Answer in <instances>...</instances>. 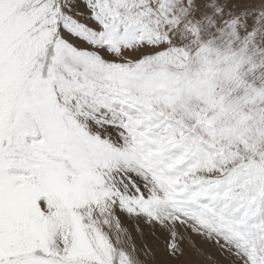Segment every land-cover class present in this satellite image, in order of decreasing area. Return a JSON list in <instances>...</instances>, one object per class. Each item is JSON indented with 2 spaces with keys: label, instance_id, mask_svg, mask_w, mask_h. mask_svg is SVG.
<instances>
[{
  "label": "snow or ice",
  "instance_id": "1",
  "mask_svg": "<svg viewBox=\"0 0 264 264\" xmlns=\"http://www.w3.org/2000/svg\"><path fill=\"white\" fill-rule=\"evenodd\" d=\"M144 16L141 0H0V264H143L111 234L117 207L159 224L158 264H219L197 236L227 264H264L249 169L189 182L172 164L202 150L156 110ZM82 182L88 195L62 209L58 190Z\"/></svg>",
  "mask_w": 264,
  "mask_h": 264
},
{
  "label": "bare ground",
  "instance_id": "2",
  "mask_svg": "<svg viewBox=\"0 0 264 264\" xmlns=\"http://www.w3.org/2000/svg\"><path fill=\"white\" fill-rule=\"evenodd\" d=\"M141 2L144 5V19L150 26L154 43L157 46L155 51L150 54L156 55L158 53L160 57L164 56L163 53H160V48H163V46L171 48L177 45L178 47L184 46L190 39V36L187 34L188 32L185 31V27L191 26L190 16H192L194 27H198L200 33L203 32L200 37L212 47L210 48L213 52L212 54H215L216 57H221L223 53H226L223 56L229 55L225 67L226 69L231 67L230 69L234 70V75L237 74V77L225 76L226 83L222 82V86L226 87L230 84V86H235L236 89L218 88L216 89V96L211 95V89L198 90L202 96L204 95L201 99L210 101L209 113H205L207 116L204 121V129L209 133H212L214 129H222L220 138L225 137L229 140L230 138H234L236 143H234V140L231 143V145L233 144V150L236 152L234 154L232 150V154H234L233 161L234 163L241 162L242 164L241 166L233 167V170L249 169V174L244 180L248 179L258 189L264 191V188H261L262 186L264 187V166H262L264 164V43L262 45L259 44L260 40L264 39V0H248L245 4H242L243 1L240 0H218V10L215 13L214 11L212 12L217 16L215 17L217 25L215 23L213 25L212 23V19L214 18L211 16V11L207 10V0H141ZM153 9L155 10L153 11ZM208 25H212V27L216 25L217 30L215 34L211 30L208 32ZM188 44L190 45V41ZM181 52L178 49L177 52L170 55L173 59L171 63H176V66L182 64L180 61L182 58ZM219 66L214 61L213 66L211 68L208 67L210 69L206 70L205 66L199 69V73L206 84L209 81H212L213 84L215 79L217 82L221 79V74L218 72L220 70ZM190 67L191 64H188L185 70L190 69ZM179 70L181 71L182 68H179ZM206 84L203 85L206 87L208 86ZM201 102L203 103L204 101ZM200 104L194 103L196 107ZM179 123L176 122L175 127L180 134L182 132L181 128L184 126L179 125ZM183 130L186 129L184 128ZM236 135L238 139L235 138L237 137ZM215 143L209 144L213 146L208 147L211 154L214 153V150L218 149ZM230 153V151L223 152V157H220L222 159H232L230 158ZM246 156H252L256 159L255 163L251 165L250 161L244 160ZM220 157H218L219 160H221ZM116 212L119 215V219L126 223L122 212ZM127 228L129 227L127 226ZM111 233L114 237L121 238L125 243L130 240L134 244L135 251L138 253L140 259L144 262L143 264H152L147 253L144 254L143 252L145 251H142V246L148 245L147 239L137 237L131 229L128 231L122 230V227L117 229L116 223L112 224ZM155 243L154 241L152 245H157ZM157 248L159 249V246ZM154 255L155 261L158 263L163 255V251L159 250ZM192 264L195 263L192 262Z\"/></svg>",
  "mask_w": 264,
  "mask_h": 264
},
{
  "label": "rangeland",
  "instance_id": "3",
  "mask_svg": "<svg viewBox=\"0 0 264 264\" xmlns=\"http://www.w3.org/2000/svg\"><path fill=\"white\" fill-rule=\"evenodd\" d=\"M240 1H243L242 4H245L247 3L246 1L248 0H240ZM207 2L208 4L206 5V7H207V10L211 11V16L212 18H214L212 19L213 21L212 23L214 25V23L216 24L215 17H217L214 13L216 12V10H218V7H217L218 0H212V1L207 0ZM203 3H206V2H203ZM213 11L214 13H212ZM190 18L192 19V20L190 19L191 26L188 27L189 29L185 27V31L188 32L187 34L190 36V39H189L190 45L188 44L189 42L188 41L186 42L184 46H181V47H178V45L175 47L172 46V48L163 46V48L162 47L160 48V53H163L164 56H160L152 64V70L158 74L159 82L163 86L162 96L160 97V102L156 104V110L163 112L165 117L174 126L176 122H180L179 125L184 126L181 128L182 132L180 134L178 133V131L176 132V143L177 144L181 143L183 139L187 138L190 141V148L193 151L202 150L198 157H193L191 153H189L182 163L176 164L175 161H172V164L174 165L175 169H178L180 172H190L189 176L182 177V179L184 180L188 179L189 182H191L192 180L200 181L212 175H216L217 178H219L218 170L222 169L223 172L227 174L233 171L234 169L233 167H238V166H241L242 164L241 162L234 163L233 161L234 154H236V152L233 150V144L231 145V143H233L234 138L233 139L230 138V140L225 137L220 138V136L222 135L221 134L222 129H219V130L214 129L212 133H209L206 129H204L205 127L204 121L207 116L206 114H208L210 110L209 109L210 101L207 99L205 100L201 99L204 95L202 96L198 91L199 89H211V95L216 96L215 93H216V89L218 88L219 89H236V87L233 85L230 86L229 84L226 87H224V85L222 86V84L226 83L225 76L228 75V76H232L235 78L237 77V74L234 75L235 72L234 70L232 71V69H230L231 67L227 69L225 67L228 62L229 55L223 56L224 54H226V53H223L221 57H216L215 54H212L213 52L210 49L212 47H210L209 44L206 43L202 37H200L202 36L201 34H203V32L200 33V29L198 27L197 28L194 27L195 25H193L194 24L193 17L190 16ZM215 26L212 27V25L211 26L208 25V32H210L211 30V32L215 34L217 30ZM260 41L261 42H259V44L262 45L264 43L263 42L264 39ZM182 48L184 49L182 50ZM178 49L180 52L182 50L181 52L182 58L180 60L182 64L179 65L180 67L176 66V63H171L173 62L172 61L173 59L171 58L172 56L170 57V55L173 54L174 52H177ZM202 49H205V50H202ZM230 49L232 48L230 47ZM199 50L202 52H200ZM204 53L206 54V56ZM218 53L220 52L218 51ZM214 61L215 63L220 65L219 66L220 70H218V72L221 74L220 75L221 79H219L218 82L215 79L213 84H212V81H209V83L206 84L203 81L204 79L201 77L202 75L199 73V69H201L204 66L206 70L210 69L213 66ZM185 64L187 65L185 66ZM188 64H191V67L190 69L188 68L185 70ZM179 68H182V70L180 71ZM203 84H206L208 86L205 87ZM201 101H204V102L202 103ZM196 102L201 103L200 104L201 106L199 105L200 107L197 106L199 107L198 109L194 105V103L196 104ZM175 119H177L176 122H174ZM184 128L186 130H183ZM215 130H218V131H215ZM263 136H264V132H263ZM235 138L238 139V136ZM214 142H216L215 146L218 149L214 150V153L211 154L209 151L210 148L208 147H213V146H210L209 144L214 143ZM234 143H236L235 140H234ZM232 150L234 151V154H232ZM172 151L175 153L176 157H179L181 156L183 149L180 147H175L172 149ZM226 151L231 152L230 158L232 159H228V158L222 159L223 157L222 154L223 152H226ZM218 157H220L221 160H219ZM244 160L250 161L251 165H253L256 161V159H254L252 156L251 157L246 156ZM166 163H168V161H166ZM262 166H264V164H262ZM175 174L176 172L174 171L173 175ZM133 179L136 180L138 184H141V185L143 184V181H141L139 176H137V178L136 176H134ZM252 184L253 182L249 181L248 179L243 180V185L247 186L245 188V196H247L249 193L258 196L262 194V192H264L263 190L258 189V187ZM261 188H264V187L262 186ZM63 195L66 197V199ZM87 195H88V192L83 182L74 187L60 188L58 190V196L61 201L62 209L64 210L69 209L73 205V203L82 200ZM116 211L122 212V214L124 215L126 219V223L122 222L119 219V215H117ZM115 212H114V215L115 217L118 218L119 227H122V230L128 231L129 229H131L132 232L137 237H141L142 239H147L148 245L142 246V251L143 250L145 251L143 252L144 254L147 253L148 249H151L154 254H156V252H158L159 250H162V245L160 244V240L164 237L165 234L163 233V230L160 228L159 224H157L155 221L149 222V218L143 214L130 215L126 213V211L123 212L119 207L115 209ZM122 223L125 225H123ZM127 226L129 228H127ZM194 239L197 245L201 247L202 249H204L205 252L212 253L213 256L216 257L217 261H219V264H227V261L224 259V257L220 255L217 249L210 242L204 241L198 236L194 237ZM153 240L157 243V245H152L154 242ZM157 246H159V249L157 248ZM135 255L140 259L136 251H135ZM191 258H192V262H194L195 264H210V262L204 259L203 256H200V257L192 256ZM149 260H150V263L152 262V264H158L155 261L156 258L154 259L152 256H149Z\"/></svg>",
  "mask_w": 264,
  "mask_h": 264
}]
</instances>
